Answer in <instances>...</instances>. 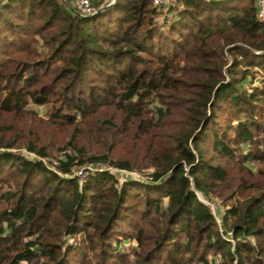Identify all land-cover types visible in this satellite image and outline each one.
<instances>
[{"label":"trees","instance_id":"trees-1","mask_svg":"<svg viewBox=\"0 0 264 264\" xmlns=\"http://www.w3.org/2000/svg\"><path fill=\"white\" fill-rule=\"evenodd\" d=\"M175 2H0V264H264V23Z\"/></svg>","mask_w":264,"mask_h":264},{"label":"built area","instance_id":"built-area-1","mask_svg":"<svg viewBox=\"0 0 264 264\" xmlns=\"http://www.w3.org/2000/svg\"><path fill=\"white\" fill-rule=\"evenodd\" d=\"M7 1V0H0V2ZM115 0H104L103 3L100 4L101 7H104L106 5H110L114 3ZM155 7L162 9L165 11L166 15L171 18V13L169 12V8L174 5L175 0H152ZM73 8L75 11L82 15H89L97 11V6L94 5L92 0H73ZM256 16L257 18L264 23V0H258L257 3V10H256ZM14 152L26 156L31 159H37L42 161L49 169L62 174L59 171L58 165L60 162V158L64 156L66 152H70L71 150L63 151V154L60 158H47V157H41L36 155L33 152L27 151L25 149H19V150H13ZM109 170L112 173H114L117 177L120 183L124 182L128 177H131L135 180H145V176L141 175L140 173L136 171H130L126 169H120L114 166H109L103 162L97 161V162H87L82 166L74 168L73 172L70 174H66V177H78L80 182H83L88 178V176L94 172L98 171H106ZM73 241V240H71Z\"/></svg>","mask_w":264,"mask_h":264},{"label":"rangeland","instance_id":"rangeland-1","mask_svg":"<svg viewBox=\"0 0 264 264\" xmlns=\"http://www.w3.org/2000/svg\"><path fill=\"white\" fill-rule=\"evenodd\" d=\"M62 1H65V3L66 4H68L69 6H71L72 8L74 7L73 6V0H62ZM103 1L104 0H92V2L94 3V5L95 6H97V5H100L101 3H103ZM258 3V0H256V4ZM182 8H183V5L182 4H177L176 2H175V4H174V6H172V10L174 11V13L176 14H178L179 13V11L180 10H182ZM74 9V8H73ZM161 10V13L157 16V18H156V21H157V23L158 24H160V25H163L164 27L165 26H167L166 24V22H168V21H171L172 20V18H169L167 15H166V13H165V11H163L162 9H160ZM174 15V14H173ZM178 17H176V19H177ZM166 21V22H165ZM164 22H165V24H164ZM169 24V23H168ZM258 83V82H257ZM260 84V83H259ZM248 86H250V84L248 85ZM30 106H32V105H30ZM37 109L38 110H40V112L41 113H44V107H37ZM245 148H247V146H245ZM61 156V155H60ZM53 158H58V157H53ZM256 165V164H255ZM254 164H253V167L255 168V171L258 169V166L256 165L255 166ZM151 171H153V168H149L148 170H146V172H144L147 176L151 173ZM145 177V178H148V177ZM199 193V192H198ZM199 195H200V198L203 200V201H205L211 208H212V210H213V212L215 213V214H217V206L219 205V208H218V211H222L223 210V206L220 204V200H218L217 198H215L214 200H215V202H212V201H209V200H207V199H205V197L201 194V193H199ZM136 245V242H132V244H130V242H123V246H122V249H124L125 251H127V252H130L131 251V249L134 247Z\"/></svg>","mask_w":264,"mask_h":264},{"label":"water","instance_id":"water-1","mask_svg":"<svg viewBox=\"0 0 264 264\" xmlns=\"http://www.w3.org/2000/svg\"><path fill=\"white\" fill-rule=\"evenodd\" d=\"M198 196H199V198H200V195H199V193H198ZM201 199V198H200ZM202 200V199H201ZM203 201V200H202ZM203 202H205V201H203ZM206 203V202H205ZM207 204V203H206ZM215 214V213H214Z\"/></svg>","mask_w":264,"mask_h":264}]
</instances>
